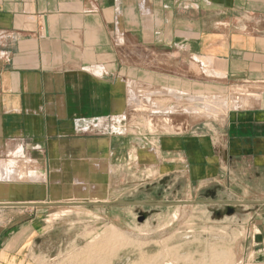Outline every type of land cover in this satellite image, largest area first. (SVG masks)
<instances>
[{
	"label": "crops",
	"instance_id": "0c3cea01",
	"mask_svg": "<svg viewBox=\"0 0 264 264\" xmlns=\"http://www.w3.org/2000/svg\"><path fill=\"white\" fill-rule=\"evenodd\" d=\"M134 84L242 87L218 130L180 140L192 179L201 166L228 199L264 200V0H0V264H29L30 204L129 157L114 125ZM23 164L40 180L1 178Z\"/></svg>",
	"mask_w": 264,
	"mask_h": 264
},
{
	"label": "rangeland",
	"instance_id": "374dc122",
	"mask_svg": "<svg viewBox=\"0 0 264 264\" xmlns=\"http://www.w3.org/2000/svg\"><path fill=\"white\" fill-rule=\"evenodd\" d=\"M240 88L183 89L178 95L173 89L144 90L134 84L127 121L114 125L129 141V157L112 165L109 177L87 173L78 176L75 189L43 197L41 204L57 206H30L43 209L36 216L40 223H35L29 264H258L261 223L254 221L264 200L228 199L215 180L202 182L201 166L192 179L180 140L218 130L239 105ZM196 95L208 97L206 107L201 113H186L184 109L197 105ZM215 98L222 104H213ZM25 166L2 169L1 178L40 180L36 170ZM235 202L244 204L234 206L235 213L227 217V205ZM82 203L104 205H68ZM179 203L193 204L171 206ZM141 216L144 223L138 222Z\"/></svg>",
	"mask_w": 264,
	"mask_h": 264
},
{
	"label": "water",
	"instance_id": "95a60500",
	"mask_svg": "<svg viewBox=\"0 0 264 264\" xmlns=\"http://www.w3.org/2000/svg\"><path fill=\"white\" fill-rule=\"evenodd\" d=\"M209 203H218V202H214V201H209ZM115 204H119V205H125V206H151L147 203H144V202H139V201H117ZM193 203H184V204H171V206H180V205H191ZM244 203L242 202H235V203H230L229 205H227V213H226V216L227 217H231L234 213H235V210H234V206L236 205H243ZM45 205H52V206H57L58 204H55V203H52V204H41V203H32L30 204L29 206H45ZM68 205H71V206H79V205H88V206H94V205H104L103 203H82V204H68ZM107 205V204H106ZM157 206H160V207H167L169 205H166V204H156ZM0 206H4V205H0ZM146 221V218L145 216H141L139 217L138 219V222L139 223H144Z\"/></svg>",
	"mask_w": 264,
	"mask_h": 264
},
{
	"label": "bare ground",
	"instance_id": "6f19581e",
	"mask_svg": "<svg viewBox=\"0 0 264 264\" xmlns=\"http://www.w3.org/2000/svg\"><path fill=\"white\" fill-rule=\"evenodd\" d=\"M172 55V54H171ZM171 92V91H170ZM173 92H175V93H172V94H178V93H181L182 95L184 94V93H182L181 91H179L178 89L176 90V89H173ZM200 93V92H199ZM179 95V94H178ZM207 96V95H206ZM251 97V96H250ZM207 99H208V97H205V96H202V95H199V96H194V98H193V101L194 102H196L197 103V105L196 106H191V107H189V108H187V109H184V111H186V113L188 112V113H193V114H195L194 112H197V113H201V111H202V109H204L205 107H206V101H207ZM216 99V98H215ZM240 100V99H239ZM214 103H217L218 105H220V104H222L221 103V101L219 100V99H216L215 100V102H213V104ZM234 103V102H233ZM208 106H211V105H208ZM223 107V106H222ZM171 112H174L173 110H169V111H167V113L168 114H170ZM163 113H166V112H163ZM166 113V114H167ZM166 120V122L169 120V119H165ZM3 190V189H2ZM4 192V191H3ZM1 193V192H0ZM3 195V194H2Z\"/></svg>",
	"mask_w": 264,
	"mask_h": 264
},
{
	"label": "built area",
	"instance_id": "2783aa9c",
	"mask_svg": "<svg viewBox=\"0 0 264 264\" xmlns=\"http://www.w3.org/2000/svg\"><path fill=\"white\" fill-rule=\"evenodd\" d=\"M126 119L125 118H120L116 120V124L121 125Z\"/></svg>",
	"mask_w": 264,
	"mask_h": 264
}]
</instances>
